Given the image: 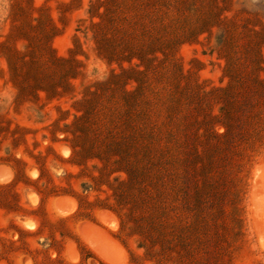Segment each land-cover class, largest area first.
Listing matches in <instances>:
<instances>
[{
  "label": "rangeland",
  "instance_id": "rangeland-1",
  "mask_svg": "<svg viewBox=\"0 0 264 264\" xmlns=\"http://www.w3.org/2000/svg\"><path fill=\"white\" fill-rule=\"evenodd\" d=\"M0 264H264V0H0Z\"/></svg>",
  "mask_w": 264,
  "mask_h": 264
}]
</instances>
